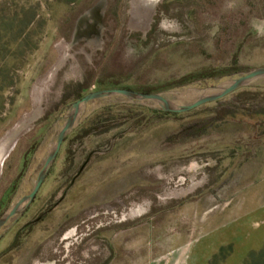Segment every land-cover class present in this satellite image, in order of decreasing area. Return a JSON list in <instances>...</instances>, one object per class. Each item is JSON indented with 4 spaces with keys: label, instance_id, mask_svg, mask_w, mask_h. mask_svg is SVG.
I'll return each mask as SVG.
<instances>
[{
    "label": "rangeland",
    "instance_id": "1",
    "mask_svg": "<svg viewBox=\"0 0 264 264\" xmlns=\"http://www.w3.org/2000/svg\"><path fill=\"white\" fill-rule=\"evenodd\" d=\"M24 28L25 46L13 40L5 60L15 83L0 100V201L16 188L12 205L32 191L90 72L158 84L228 64L238 49L243 64L264 66V0H0V38ZM196 87L167 97L190 104ZM245 90L263 91L264 78ZM101 104L90 102L87 114ZM209 111L94 139L87 149L111 136L115 145L91 155L69 190L68 174L88 154L67 170L64 151L29 206L33 215L53 202L55 220L0 264H264V127L240 115L213 127ZM196 120L200 128L177 139Z\"/></svg>",
    "mask_w": 264,
    "mask_h": 264
},
{
    "label": "trees",
    "instance_id": "2",
    "mask_svg": "<svg viewBox=\"0 0 264 264\" xmlns=\"http://www.w3.org/2000/svg\"><path fill=\"white\" fill-rule=\"evenodd\" d=\"M30 23H28V25H30ZM2 25L5 27L4 30L10 31V33L14 31V29H12L14 23L8 20H5ZM156 26L157 24L154 29ZM154 29L149 35H152ZM24 30L25 28L22 31L20 30L15 33L11 37L10 42H4L0 38V100L3 98L5 91L15 83L13 80L14 78L5 74L7 71L9 72L8 64L5 62L8 57L7 51L10 47V43H13V40H16L17 42L18 40H23L21 45H23L24 42L25 46L27 38L23 37ZM239 53L240 49L234 53L232 60L228 64L198 68L181 76L171 77L158 84L134 83L132 82L131 77L126 74L119 75L106 73L101 76H96L95 73L90 72L85 81L79 85V88L75 93L72 102L68 106L67 111L71 108L74 102L82 99L89 92L107 88H128L140 92H165L182 89L192 85H200L201 87L216 85L223 79L238 77L253 69L251 66L241 62ZM251 86L252 85L243 87L229 94L228 96L240 93L243 96V99L237 97L238 99H235L237 101L229 100L226 104L222 105L221 108L219 107L224 102L223 99L225 97L220 100L210 102L212 103V106H208V103L205 104V106L210 107V123L213 127L235 119L239 115L242 117H251L253 120H256L258 128L262 129L264 127V90L256 94L245 90V88H249ZM98 101L102 102V104L89 111L86 116L81 118L78 126L65 139L62 151L58 154V157L52 167L51 174L48 177L49 179L54 173L56 168L55 164L64 151L67 153V162L69 163L67 170H71V166L76 163L78 155L86 151L85 153L88 154V157L84 164L78 167V170L75 173L68 174V190L73 187L77 178L85 171L91 155L105 152L104 149H109V147H113L115 145V139L111 136L110 142L107 143L105 147L87 149L94 139L106 137L112 131L118 129H122L123 132L121 136L123 137L127 135H138L151 128L154 124L158 123L166 116H175L177 118L191 117L201 111L202 107H204V105H202L188 112L176 113L153 108L140 102H129L127 99H125V101H116L111 98H103L98 99ZM52 113L53 111L46 116V119H49ZM197 124L198 120H196V123L191 125V127L185 125L177 139H181L182 136H187L189 132L200 128ZM207 127L208 126H204L203 129ZM35 149V146H33L31 151H35ZM8 191L10 192L7 199H2V201H0V217H2L3 214L12 206V202L15 199L16 188ZM40 197L41 193L39 192L33 204H35ZM32 210L33 205L29 207L18 220L14 221L12 224L13 226L9 229V231L0 238V246L8 240V244L1 248L0 262L5 257L7 258L14 253L18 254L22 252L23 249L32 242L40 224L53 221L56 218L53 202L47 203L46 206L41 207L33 215L30 214ZM261 254H264V249L261 251ZM249 264L253 263L251 262Z\"/></svg>",
    "mask_w": 264,
    "mask_h": 264
},
{
    "label": "water",
    "instance_id": "3",
    "mask_svg": "<svg viewBox=\"0 0 264 264\" xmlns=\"http://www.w3.org/2000/svg\"><path fill=\"white\" fill-rule=\"evenodd\" d=\"M262 78H264V66L253 68L249 72L238 77L230 78L222 84L196 87L194 90L200 95L190 104H181L169 99L167 97V93H169V91L140 92L128 88H107L89 92L85 97L72 104L68 114L65 116V122L49 151L44 167L38 174L32 191L29 194L24 195L8 209L2 217H0V230L4 228L14 217L18 220L35 200L58 157L65 139L78 126L80 119L87 115L88 105L90 102L98 99L118 96L127 99L129 102L144 103L163 111L183 113L191 111L207 103L220 100L238 89L252 85Z\"/></svg>",
    "mask_w": 264,
    "mask_h": 264
},
{
    "label": "crops",
    "instance_id": "4",
    "mask_svg": "<svg viewBox=\"0 0 264 264\" xmlns=\"http://www.w3.org/2000/svg\"><path fill=\"white\" fill-rule=\"evenodd\" d=\"M200 262H201V261H200V258H199V259L197 260V263H200ZM206 263H208V262H207V260L205 259L204 262H203V264H206Z\"/></svg>",
    "mask_w": 264,
    "mask_h": 264
}]
</instances>
